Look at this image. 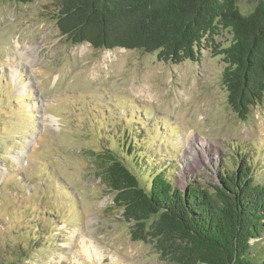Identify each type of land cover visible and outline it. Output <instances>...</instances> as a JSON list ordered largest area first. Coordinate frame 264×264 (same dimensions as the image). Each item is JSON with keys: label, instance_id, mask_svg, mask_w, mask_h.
I'll return each mask as SVG.
<instances>
[{"label": "rangeland", "instance_id": "obj_1", "mask_svg": "<svg viewBox=\"0 0 264 264\" xmlns=\"http://www.w3.org/2000/svg\"><path fill=\"white\" fill-rule=\"evenodd\" d=\"M262 1L237 4L248 16ZM56 10L0 1V264H173L150 230L134 234L95 155L121 146L148 172L173 164L183 191L220 185L244 160L264 185V99L247 119L231 109L219 54L229 30L204 41L198 61L173 64L70 44Z\"/></svg>", "mask_w": 264, "mask_h": 264}, {"label": "trees", "instance_id": "obj_2", "mask_svg": "<svg viewBox=\"0 0 264 264\" xmlns=\"http://www.w3.org/2000/svg\"><path fill=\"white\" fill-rule=\"evenodd\" d=\"M0 1L26 5L37 0ZM55 1L53 21L70 44L156 52L160 61L173 64L198 61L203 42L229 30L232 42L219 52L226 64L229 105L247 119L252 107L263 102V1L248 16L237 0ZM122 146L135 156L134 146ZM119 148L95 155L97 174L116 194L123 216L136 223L134 234L142 237L143 229L150 230L147 236L157 239L173 264H264V239L252 243L264 234V185L252 178L247 162L239 160L236 173L220 174V185L189 182L183 191L170 173L173 164L148 172V159L132 164Z\"/></svg>", "mask_w": 264, "mask_h": 264}, {"label": "bare ground", "instance_id": "obj_3", "mask_svg": "<svg viewBox=\"0 0 264 264\" xmlns=\"http://www.w3.org/2000/svg\"><path fill=\"white\" fill-rule=\"evenodd\" d=\"M90 259H92V258L90 257Z\"/></svg>", "mask_w": 264, "mask_h": 264}]
</instances>
